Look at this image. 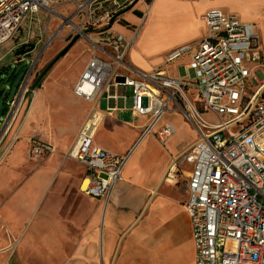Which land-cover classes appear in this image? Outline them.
Listing matches in <instances>:
<instances>
[{
	"label": "built area",
	"instance_id": "1",
	"mask_svg": "<svg viewBox=\"0 0 264 264\" xmlns=\"http://www.w3.org/2000/svg\"><path fill=\"white\" fill-rule=\"evenodd\" d=\"M55 1L0 0V45L41 10L63 16L68 36L78 35L89 44L90 58L73 91L92 106L67 154L87 168L82 191L108 204L123 180L132 150L117 154L99 146L95 136L102 95L106 92L108 101H124L114 89L132 87V113L149 119L141 138L155 134L165 146L177 133L176 126L164 120L169 113L181 114L197 132L193 146L173 160L166 174V181L173 182L181 166L191 165L185 208L195 264H264V79L255 89L249 83L259 68L250 63L260 61L264 68V62L258 56L260 36L254 24L209 10L202 16L206 36L165 55L164 64L190 58L182 75L170 76L160 67L143 70L129 58L153 3L143 0L139 28L129 40L113 25L139 0H60L74 4L69 17L53 8ZM21 91L8 105L9 117ZM54 153L52 143L31 141L33 158L43 161Z\"/></svg>",
	"mask_w": 264,
	"mask_h": 264
},
{
	"label": "crops",
	"instance_id": "2",
	"mask_svg": "<svg viewBox=\"0 0 264 264\" xmlns=\"http://www.w3.org/2000/svg\"><path fill=\"white\" fill-rule=\"evenodd\" d=\"M155 8L157 16L177 14L183 36L166 44L137 40L129 58L143 70L160 67L170 76L182 75L189 56H184L187 62L174 71L159 60L164 63L163 54L204 38L207 28L202 16L214 9L254 24L260 36L258 56L264 62V0H166ZM58 69L38 87L25 118L19 116L8 128L9 144L0 162V241L18 237L19 256L26 264H195L192 225L185 208L191 165L189 169L181 166L173 182L166 181V174L173 160L193 146L196 130L191 127L194 138L176 142L173 136L164 146L155 134L141 138L147 117L142 124L117 118L126 110L127 95L118 94L126 97L124 101H109L106 111L100 109L95 142L117 154L132 151L123 180L105 204L82 191L87 168L64 154L61 147L66 142L55 140L59 149L46 160L30 155L31 141L36 139L32 136L34 125L49 124L54 131L74 134L92 106L73 91L84 68L68 80L66 104L50 100V95L53 98L61 92L56 85ZM86 103L87 110H81ZM8 119L4 127L10 123Z\"/></svg>",
	"mask_w": 264,
	"mask_h": 264
},
{
	"label": "rangeland",
	"instance_id": "3",
	"mask_svg": "<svg viewBox=\"0 0 264 264\" xmlns=\"http://www.w3.org/2000/svg\"><path fill=\"white\" fill-rule=\"evenodd\" d=\"M149 5L154 0H145ZM166 0H155L150 15L147 18L145 24L141 27L140 33L136 42H140L144 39H150L155 44H166L171 41H177L183 36V30L179 27L178 15H156L155 6L159 3L162 4ZM74 4L72 2L56 0L53 8L59 13L69 17L73 13ZM145 10L143 0H139L134 6L119 14L117 20L113 25V29L117 30L128 37L131 34V38L135 31L139 28L141 11ZM63 16L55 14L50 11L41 10L39 13L28 16L22 23L21 28L16 34L7 42L0 45V162L5 155L8 148V128L15 122L19 116L24 119L27 115L31 102L37 92L38 87H35L36 80L41 78V85L50 74V72L58 68V81L56 85L60 89V93L53 98L50 95V100L59 102L61 105L66 104L65 97L67 93L68 80L78 75L80 71L85 68V62L87 63L90 58V52L88 48L89 44L81 37L79 40L68 50V52L59 58L55 63H52L56 57L67 47L75 36H68L69 28H66L63 20ZM62 29V32L59 30ZM130 33V34H129ZM55 34V35H53ZM95 38L97 35H93ZM130 38V39H131ZM135 42V43H136ZM134 43V44H135ZM35 45L34 50L30 51L31 46ZM25 46V53L18 55L17 51ZM165 54H163L164 58ZM87 60V61H86ZM162 66L167 67L169 71H174L176 66L185 64L187 62L186 57H181L171 64H164ZM34 65L32 68L31 65ZM258 65L256 70V78L251 77L249 83H251L253 89L259 85V81L264 79V68L262 62H251L250 66ZM47 70V71H46ZM23 85V88H22ZM40 85V86H41ZM22 90V91H21ZM113 90V89H112ZM115 90V89H114ZM18 101L13 108V112L10 115V123L6 127H3L8 113L2 114V110L13 100L17 95ZM117 94L127 95L126 110H123L117 117L120 121H132L135 124L145 123L146 117L136 116L131 113L129 107L131 106L132 87L119 86L116 89ZM264 97V91H263ZM34 102L31 106L28 116L34 114ZM110 102L104 94L99 99V108L102 111H106ZM89 104H83L81 110L86 111ZM67 106L65 107V109ZM89 112L91 107H89ZM88 112V114H89ZM66 113V111H63ZM88 117V115H87ZM166 119L175 123L178 127V132L174 135L176 142H185L195 137L196 133L192 131V126L188 123L181 121V117L178 114H166ZM75 122L70 123L71 127H74ZM81 129V128H80ZM80 131V130H79ZM79 131L74 134H66L60 130H52L49 124L34 125L32 129V136L36 139L47 140L53 142L55 140L59 143H65L63 148L64 154L74 148ZM31 136V137H32ZM66 139L63 141V139ZM56 146V145H55ZM56 151L59 149L56 146ZM185 167L189 169L187 163ZM183 165V166H184ZM181 169V168H180ZM4 238L0 241V264H26L20 259L18 251V237Z\"/></svg>",
	"mask_w": 264,
	"mask_h": 264
},
{
	"label": "water",
	"instance_id": "4",
	"mask_svg": "<svg viewBox=\"0 0 264 264\" xmlns=\"http://www.w3.org/2000/svg\"><path fill=\"white\" fill-rule=\"evenodd\" d=\"M134 6V5H133ZM133 6H131L130 8H128V9H126V10H124V11H122L121 13H124V12H126V11H128V10H130ZM120 13V14H121ZM113 21H114V18L111 20V24L113 23ZM79 38H80V36H75L74 38H73V40L70 42V44H69V46H67L57 57H56V59L52 62V63H55L57 60H59V58L60 57H62V56H64L67 52H68V50L79 40ZM34 48H35V45L33 44L32 46H31V49H30V51H32V50H34ZM26 51H25V46H22V48L20 49V50H18L17 51V54L18 55H22V54H24ZM34 65L32 64L31 65V67L30 68H32ZM47 71V70H46ZM9 107L8 106H6L3 110H2V114L4 115V114H6V113H9ZM8 117V116H7ZM5 123H6V120H5V122H4V124H3V126L5 125Z\"/></svg>",
	"mask_w": 264,
	"mask_h": 264
},
{
	"label": "trees",
	"instance_id": "5",
	"mask_svg": "<svg viewBox=\"0 0 264 264\" xmlns=\"http://www.w3.org/2000/svg\"><path fill=\"white\" fill-rule=\"evenodd\" d=\"M139 13H141V12H139ZM41 78L39 77L37 80H36V82H35V87H40V85H41ZM9 105V104H8ZM7 105V106H8Z\"/></svg>",
	"mask_w": 264,
	"mask_h": 264
},
{
	"label": "bare ground",
	"instance_id": "6",
	"mask_svg": "<svg viewBox=\"0 0 264 264\" xmlns=\"http://www.w3.org/2000/svg\"><path fill=\"white\" fill-rule=\"evenodd\" d=\"M153 5H154V2H153V4H152V7H153ZM264 90V84L261 86V88H260V91H263ZM174 164H172V166H173Z\"/></svg>",
	"mask_w": 264,
	"mask_h": 264
}]
</instances>
